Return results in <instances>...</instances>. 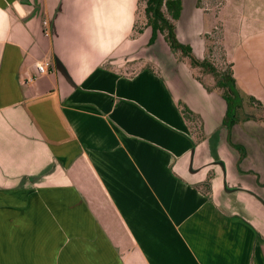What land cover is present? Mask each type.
Here are the masks:
<instances>
[{"label":"crops","instance_id":"0c3cea01","mask_svg":"<svg viewBox=\"0 0 264 264\" xmlns=\"http://www.w3.org/2000/svg\"><path fill=\"white\" fill-rule=\"evenodd\" d=\"M181 1L203 60L216 26L192 31ZM138 3L0 0V264H264V0H239L228 49L221 30L255 111L228 126L212 77L135 35Z\"/></svg>","mask_w":264,"mask_h":264},{"label":"trees","instance_id":"16d2710c","mask_svg":"<svg viewBox=\"0 0 264 264\" xmlns=\"http://www.w3.org/2000/svg\"><path fill=\"white\" fill-rule=\"evenodd\" d=\"M138 15H136L135 35L141 34L145 28H150L152 37L150 44H153L157 34H161L167 46L176 59L186 58L190 68L195 71L194 77L198 81H203L206 76L213 79V86L209 87L203 84L208 92L215 89L226 102V112L223 118V125L228 126L238 117L237 109L239 100L232 76L231 64L220 71L217 64L210 57L212 49L208 48V57L198 60L192 53L189 45L182 44L176 35L175 22L180 18L182 11L181 0H139ZM140 12V13H139ZM222 52V51H221ZM224 58V57H223ZM151 67V66H150ZM152 71L157 72L153 67ZM203 83V82H202ZM252 103H257L252 97H249ZM180 110L187 121L200 122L199 116L194 114L184 103L179 102Z\"/></svg>","mask_w":264,"mask_h":264},{"label":"rangeland","instance_id":"374dc122","mask_svg":"<svg viewBox=\"0 0 264 264\" xmlns=\"http://www.w3.org/2000/svg\"><path fill=\"white\" fill-rule=\"evenodd\" d=\"M186 6V17L188 19V23L191 26L192 31L196 29H204L205 27H210V23L216 26V29L210 31L208 35V39L206 42V47H210L212 49L210 57L213 58L214 63L217 64V69L222 71L227 68V63L223 58L222 48L219 45V40L221 39L222 32L224 33L226 40L227 49L230 48L232 43H234L238 33L240 32L241 26L245 23V19L243 13L239 8V0H214V5L210 6L207 12L200 13V16L193 15V9L191 7V0H184ZM204 1V0H203ZM224 1V2H223ZM206 2V0H205ZM206 7L205 5H201ZM202 13L204 14V18H206L207 23H204L201 19ZM191 18V19H190ZM212 25V26H213ZM193 39L199 40L198 37H193ZM192 40V39H191ZM194 53L197 54V48L194 47ZM252 111H251V110ZM254 108H250L246 99H243L239 102V106L237 109L238 117H254L255 111ZM263 160V158L261 159ZM260 166L264 169V160L260 163Z\"/></svg>","mask_w":264,"mask_h":264},{"label":"built area","instance_id":"2783aa9c","mask_svg":"<svg viewBox=\"0 0 264 264\" xmlns=\"http://www.w3.org/2000/svg\"><path fill=\"white\" fill-rule=\"evenodd\" d=\"M44 30H45V33L47 34V25H46V23H44ZM49 64H50L49 60L42 61L37 66L38 73L39 74H45V73H47Z\"/></svg>","mask_w":264,"mask_h":264}]
</instances>
